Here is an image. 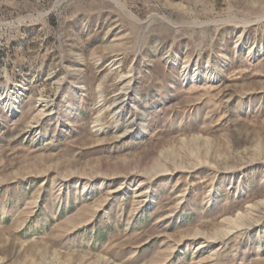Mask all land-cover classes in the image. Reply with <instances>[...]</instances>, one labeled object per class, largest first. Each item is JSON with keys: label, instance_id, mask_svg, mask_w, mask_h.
<instances>
[{"label": "rangeland", "instance_id": "374dc122", "mask_svg": "<svg viewBox=\"0 0 264 264\" xmlns=\"http://www.w3.org/2000/svg\"><path fill=\"white\" fill-rule=\"evenodd\" d=\"M0 264H264V0H0Z\"/></svg>", "mask_w": 264, "mask_h": 264}, {"label": "bare ground", "instance_id": "6f19581e", "mask_svg": "<svg viewBox=\"0 0 264 264\" xmlns=\"http://www.w3.org/2000/svg\"><path fill=\"white\" fill-rule=\"evenodd\" d=\"M129 98V91H127L126 93H124L123 97L118 99L119 101V109H122L123 105L126 103V101H128ZM133 132L130 131H125V133L121 134L119 137L124 136L125 134L131 135Z\"/></svg>", "mask_w": 264, "mask_h": 264}]
</instances>
